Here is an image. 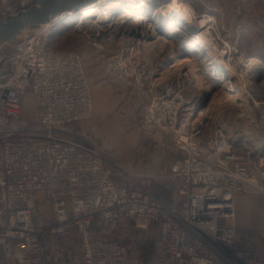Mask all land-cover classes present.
<instances>
[{
  "label": "built area",
  "instance_id": "obj_1",
  "mask_svg": "<svg viewBox=\"0 0 264 264\" xmlns=\"http://www.w3.org/2000/svg\"><path fill=\"white\" fill-rule=\"evenodd\" d=\"M28 2L2 0L0 15L25 10ZM58 20L24 31L11 42L12 52L0 48V238L6 255L16 264H45L44 238H68L76 231L85 264H138L122 242L92 234L95 226L131 219L142 230L158 225L163 253L173 264H264V258L239 249L236 224L237 198L246 187L264 196V146L248 130L251 125L264 140V88L254 90L264 72L244 85L246 98L236 96L244 113L239 128L213 121L205 145L199 138L210 123L197 134L187 104L159 99L146 107L147 119L173 130L186 154L172 167L182 181L181 202L168 204L118 180L97 150L60 137L69 125L90 117L94 99L85 56L49 43ZM201 21L197 27L207 25ZM210 33L206 64L214 69L216 56L226 86L216 84L237 94L244 70L233 63L235 49ZM155 104L169 112L154 111ZM234 135L242 140L234 144ZM40 196L51 201V223Z\"/></svg>",
  "mask_w": 264,
  "mask_h": 264
},
{
  "label": "rangeland",
  "instance_id": "obj_2",
  "mask_svg": "<svg viewBox=\"0 0 264 264\" xmlns=\"http://www.w3.org/2000/svg\"><path fill=\"white\" fill-rule=\"evenodd\" d=\"M184 1L201 14L207 10L213 15L214 21L210 24L209 31L217 35V41L231 43L235 49L233 63L239 70H244L245 62L251 57L260 58L264 63V0ZM36 3L37 0H29L27 8ZM1 6L2 0L0 9ZM2 17L4 15H0ZM201 20L202 18L198 19V25H202ZM79 24L75 19L66 25H56L49 43L55 49L77 50L85 56V69L93 94L94 109L88 119L69 125L60 133V137L97 150L115 177L126 182L129 187L148 191L168 204L181 202L182 181L173 175L172 167L186 154L180 149L174 131H170V128L165 130L164 122L147 119L145 109L152 101L159 99L187 104L193 111L194 119L201 120L204 117L210 122V129L199 138L205 145L212 138V118L217 114V109L213 112V109L204 108L214 94L221 92V87L213 81L196 83L191 87L188 86L189 80L181 81L168 89L157 87V78L169 66L163 61L169 59L173 51L164 49L162 55L151 56L152 61L164 63V67L158 68L160 71H156L154 65L138 66L140 58L136 65H132L134 58L131 55L139 53L135 45L125 43L121 38L114 40L109 36L106 39L91 37L80 29ZM166 31L167 27H164L162 34L165 35ZM2 50L12 52L13 44L4 45ZM175 50L181 57L189 55L181 53V43L176 44ZM150 59L148 61L145 58V62H150ZM116 60L122 65L116 64ZM200 67L203 64L198 68ZM190 71L191 68L180 67L168 71L167 74L170 79L183 76L185 79V75L192 79L187 74ZM207 97L209 99L204 104ZM196 106L199 110H196ZM237 137L238 135L233 137L234 144L239 141ZM43 203L42 210L48 214L52 204ZM236 224L239 249L264 258V196L254 188L247 186L245 192L238 196ZM124 225L134 229L136 224L132 220L125 224H114V237L131 248L135 256L131 252L130 254L138 260V264H173L170 256L163 253L164 245L159 237L157 224H152L145 230L137 227L132 234L122 231L121 226ZM92 234L98 236V226H95ZM44 239L46 259L48 245L45 244L46 238ZM0 250L5 254L2 238ZM152 250L159 257L161 255V259H151ZM13 261L15 262L14 259Z\"/></svg>",
  "mask_w": 264,
  "mask_h": 264
},
{
  "label": "bare ground",
  "instance_id": "obj_3",
  "mask_svg": "<svg viewBox=\"0 0 264 264\" xmlns=\"http://www.w3.org/2000/svg\"><path fill=\"white\" fill-rule=\"evenodd\" d=\"M200 18L204 19L207 23L206 26L197 27L196 21ZM75 19L78 20L80 29L86 35L97 39H106L108 36L114 40L121 38L125 43L135 45L139 53L131 55V58H134V60L131 59L132 65H136V62L139 61L138 58H140L141 62H138V66L154 65L155 70L160 71L158 68L164 67V63L152 61L151 56L162 55L164 49L173 51L169 59L163 61L169 66L157 78V83H155L157 87L162 86L168 89L170 86L178 85L181 81L184 82V80H189L188 86L191 87H193V84H200L204 81L221 82L226 86V82L223 81L225 77L220 72L224 69L220 65L222 62H218L219 60L214 56V63L217 66L212 69L210 65L206 64V58L211 51V48H208L209 37L213 38V36H210L212 35L209 31L211 29L210 24L214 21L213 15L207 10L201 14L200 11H197L193 6L191 7L184 0H98L94 5L86 6L80 12L73 13L68 18H59L55 25H66ZM43 27L44 24L34 25L25 31H40ZM164 27H167L165 35L162 34ZM180 43L181 53H188L189 55L181 57L175 50L176 44ZM145 58L148 61L150 59V62H145ZM115 63L122 65L117 60ZM202 64L203 67L198 68ZM180 67L191 68V71L187 74L191 75L192 79H188L187 75H185V79L184 76L176 79L174 77L168 78V71ZM259 72H264L263 61L260 58L251 57L245 62L244 79L239 82L241 86L235 87L239 88V93L231 94L225 91L223 85H221V92L214 94L207 104L208 106L204 108V110L213 109V112L216 111L215 108L217 109V114L212 118L215 124L228 120L230 124L234 125V128H239L240 118L244 114L243 109L240 108L243 103L236 99L240 97V94L245 97L244 87L246 86L244 85L255 80L253 74ZM174 74L176 73L174 72ZM258 82L260 84L254 87L255 91L264 88L263 75L258 79ZM168 97L170 98V96H166V98ZM158 103L160 104V102ZM159 104L153 105L154 111L166 110V112H169V109L159 107ZM196 110H199L198 106H196ZM201 111L203 112V109ZM208 123L210 122L207 119L205 120L204 117L201 120L196 119L193 124H196L195 132L200 134L203 127ZM239 136L237 138L241 141L242 137Z\"/></svg>",
  "mask_w": 264,
  "mask_h": 264
},
{
  "label": "water",
  "instance_id": "obj_4",
  "mask_svg": "<svg viewBox=\"0 0 264 264\" xmlns=\"http://www.w3.org/2000/svg\"><path fill=\"white\" fill-rule=\"evenodd\" d=\"M98 0H37V3L25 10L0 18V48L19 38L34 25L50 23L54 19L68 18L80 12L84 7L94 5ZM206 98L204 104L208 101ZM251 138L264 146V140L256 135L252 126H248Z\"/></svg>",
  "mask_w": 264,
  "mask_h": 264
},
{
  "label": "crops",
  "instance_id": "obj_5",
  "mask_svg": "<svg viewBox=\"0 0 264 264\" xmlns=\"http://www.w3.org/2000/svg\"><path fill=\"white\" fill-rule=\"evenodd\" d=\"M47 202L51 204V201L46 196H40V202ZM42 202V203H43ZM41 203V204H42ZM44 204V203H43ZM44 207V206H43ZM42 208V207H41ZM46 217V222L51 223L53 221L52 219V209L50 208L47 212L45 210H42ZM50 214V215H49ZM131 219H121L117 222L124 223L127 221H130ZM133 221V220H132ZM114 226V225H112ZM99 227L98 228V236L100 237H114V231L113 227ZM122 231L132 234L133 232H136L138 229L136 225H134L133 228H127V226H121ZM154 228V227H151ZM154 231L155 228H154ZM157 232V231H156ZM117 239V238H115ZM118 240V239H117ZM48 246V252H47V258L45 259V264H85L84 262V247L81 242V236L78 232L74 231L67 239L56 237L54 235H47L46 236V243ZM158 246L160 248L161 242H158ZM130 252L132 255H134V252L129 247ZM152 254L150 256L151 259H161V255H157V253H154L153 250L150 251ZM135 256V255H134ZM171 259V257H170ZM172 261V259H171ZM0 264H15L13 259L8 258L6 253L4 254L3 251L0 250Z\"/></svg>",
  "mask_w": 264,
  "mask_h": 264
},
{
  "label": "trees",
  "instance_id": "obj_6",
  "mask_svg": "<svg viewBox=\"0 0 264 264\" xmlns=\"http://www.w3.org/2000/svg\"><path fill=\"white\" fill-rule=\"evenodd\" d=\"M121 242V241H120Z\"/></svg>",
  "mask_w": 264,
  "mask_h": 264
}]
</instances>
